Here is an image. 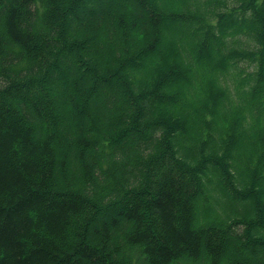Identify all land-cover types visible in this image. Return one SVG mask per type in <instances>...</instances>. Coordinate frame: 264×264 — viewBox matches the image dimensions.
<instances>
[{
    "label": "trees",
    "instance_id": "obj_1",
    "mask_svg": "<svg viewBox=\"0 0 264 264\" xmlns=\"http://www.w3.org/2000/svg\"><path fill=\"white\" fill-rule=\"evenodd\" d=\"M0 264H264V0H0Z\"/></svg>",
    "mask_w": 264,
    "mask_h": 264
}]
</instances>
